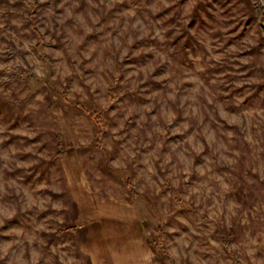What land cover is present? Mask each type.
<instances>
[{"label":"rangeland","instance_id":"obj_1","mask_svg":"<svg viewBox=\"0 0 264 264\" xmlns=\"http://www.w3.org/2000/svg\"><path fill=\"white\" fill-rule=\"evenodd\" d=\"M30 1L50 61L26 7L0 0V264H93L86 244L104 253L110 221L86 215L102 204L146 237L162 225L178 264H264V26L245 0ZM54 86L98 106L109 154ZM71 224L88 243L57 233Z\"/></svg>","mask_w":264,"mask_h":264},{"label":"trees","instance_id":"obj_2","mask_svg":"<svg viewBox=\"0 0 264 264\" xmlns=\"http://www.w3.org/2000/svg\"><path fill=\"white\" fill-rule=\"evenodd\" d=\"M19 2L26 7L28 11V25L31 30L37 35V41L34 46V52L43 60L50 61L49 56L43 52V45L45 40L42 34L39 32L38 28L35 25V18L38 14V4L36 2H31L30 0H19ZM246 5L251 13L253 19L258 22L260 25L264 26V4L261 0H245ZM19 68L16 67H7L4 69V73H10L8 79L10 81H31L35 79V74L28 72V73H21L18 72ZM53 91L58 94L59 100L61 103L66 105H71L77 108L79 111L87 115L90 119L93 120L95 124L94 128V137L90 144V146L98 151L102 152V154L107 155L110 153L108 149L105 148L102 137L105 133L109 130V123L105 120L98 110V106L96 104H91V106H86L85 104L77 101V100H69L65 96V92L58 88L57 86L53 87ZM111 104L115 101L113 98H110ZM59 150L56 152V155H65L66 151L63 149L61 145V138L58 143ZM121 184L126 189L130 198H134L139 195L135 185L132 183L131 178L127 177L121 180ZM168 188H172V185L166 181L162 185V191L167 190ZM173 190V189H172ZM172 198L175 202H179L182 204L185 210H194V206L183 200L176 190H173ZM195 211V210H194ZM86 233L84 234V240L87 239V229ZM84 228L77 225H69L63 229H59L57 233H64L67 231L70 232H79L85 231ZM222 239V243L224 247H227L231 242V236L229 234H225L223 231L216 232ZM167 238V232L163 229L162 225L158 226V233L157 234H149L147 236V242L154 254V257L157 261L162 264H178L175 258L169 252L167 245L165 243Z\"/></svg>","mask_w":264,"mask_h":264},{"label":"crops","instance_id":"obj_3","mask_svg":"<svg viewBox=\"0 0 264 264\" xmlns=\"http://www.w3.org/2000/svg\"><path fill=\"white\" fill-rule=\"evenodd\" d=\"M128 202V201H127ZM80 203H78V206ZM102 204L96 211L88 212L86 215L90 220L99 219L110 221L104 223L101 227L102 239L105 241L106 246L104 253H101L99 248L97 250L93 247L87 246L88 254H90L93 264H153L152 250L150 249L147 237L144 235L143 222L138 219L136 213L131 211L130 215L122 216L121 213L117 214L114 209V204ZM91 207V205L89 206ZM113 207V208H112ZM80 208V207H79ZM112 208V211H111ZM80 214L83 217V211L80 209ZM129 214V213H126ZM112 230H109V228ZM87 228V226H86ZM87 241L89 242V231L87 228ZM124 238V239H123Z\"/></svg>","mask_w":264,"mask_h":264}]
</instances>
